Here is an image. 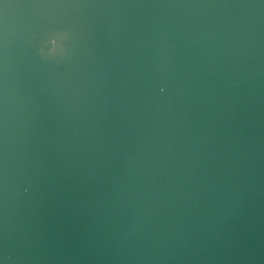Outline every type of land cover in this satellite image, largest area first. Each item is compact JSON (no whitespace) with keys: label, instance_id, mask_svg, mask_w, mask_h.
I'll return each instance as SVG.
<instances>
[{"label":"water","instance_id":"95a60500","mask_svg":"<svg viewBox=\"0 0 264 264\" xmlns=\"http://www.w3.org/2000/svg\"><path fill=\"white\" fill-rule=\"evenodd\" d=\"M0 264H264V0H0Z\"/></svg>","mask_w":264,"mask_h":264}]
</instances>
